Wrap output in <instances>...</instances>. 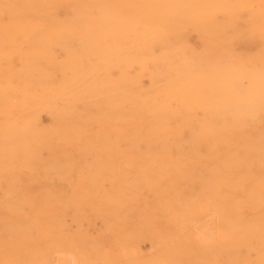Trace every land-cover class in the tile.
Segmentation results:
<instances>
[{
	"label": "bare ground",
	"instance_id": "obj_1",
	"mask_svg": "<svg viewBox=\"0 0 264 264\" xmlns=\"http://www.w3.org/2000/svg\"><path fill=\"white\" fill-rule=\"evenodd\" d=\"M0 1V50L30 35L28 57L41 50L48 62L36 92L20 82L24 93H10L0 79V97L10 101L0 107L13 108L0 121L20 122L21 97L31 115L25 135H0V155L27 150L28 134L44 141L34 179L48 193L41 206L14 201L27 222L0 224V264H52L65 208L51 196L52 179L76 168L120 176L117 162L137 163L129 171L138 180L123 192L158 201L143 203L134 237L154 245L151 264H264V0ZM30 6L43 8L49 24L21 23ZM6 173L1 166L0 202L23 197ZM109 204L118 225L101 233L113 254L90 239L91 256L74 252L87 264H135L133 236L121 229L124 204L117 196Z\"/></svg>",
	"mask_w": 264,
	"mask_h": 264
},
{
	"label": "rangeland",
	"instance_id": "obj_2",
	"mask_svg": "<svg viewBox=\"0 0 264 264\" xmlns=\"http://www.w3.org/2000/svg\"><path fill=\"white\" fill-rule=\"evenodd\" d=\"M29 1L31 2L33 0ZM30 2L28 4H30ZM5 4L7 5V2L0 1V11H7V6ZM31 10L30 6L28 11H23L26 17L21 19V23H34L43 26L49 24L43 8L34 10L33 7V10ZM34 12H37V17L30 16ZM10 21L11 18L6 17V22ZM30 42L31 36L25 35L23 42L14 43V47L10 49L4 48L0 50V54H3V57L1 56L0 58V62L2 63H0V73H3V75L0 76V79L10 81L8 82L10 84L5 83L8 86L10 93H24V90L19 87L21 85L20 82L23 83L24 87L31 88L33 92H36L35 90L44 85L47 78V58L41 50L36 51L34 54L36 57L34 55L28 57L26 50L27 45L30 44ZM5 52H7V54L10 53V55L8 54L7 56ZM25 63L27 64L28 69H26V66H23ZM22 71L24 72L22 73ZM15 72L16 74H13ZM55 73L56 75H59L58 70H55ZM9 102L10 101L7 100V98L0 97V105ZM16 102L17 108L14 109H16V113L21 115V120L18 124H14L11 120L4 118L0 121V135L14 128H17L20 134L25 135L27 133V129L29 128L28 117L31 118L28 110L29 107L27 106L24 97H21ZM11 109L13 108L0 107V111L2 112H8ZM47 120V117L43 118V122L46 124L48 123ZM27 136V143L29 144L27 150L23 151V147H20L16 151L10 146L8 156L3 157L0 155V167L4 165L7 168L5 182L11 185L14 181H17L20 185V192L23 193V197L21 198L11 199L10 197H7L0 202V224H18L19 222H27L22 221L17 217L15 211L17 205L14 201L22 205L32 201L35 202L37 206H41L45 204V200L48 198V193L44 192L45 188L42 184L43 180L34 179L37 174V169H41L44 163V141H36L34 138L36 135L31 136L28 134ZM13 157H15L16 163L17 159L21 161L19 166L14 163ZM25 160L28 162H25ZM74 164L75 167H79L77 165H82V163ZM84 164L93 169L97 168L98 165H102L98 161H90ZM109 164L111 163H106V165ZM116 165L122 166V171H124L122 175L116 177H113L106 172H102V174L98 175H91L88 170H79L76 168L72 171H68L61 177L54 178L55 180L52 179L55 188L51 189V196L58 195L65 202L64 215H62L60 219L61 229H59L58 234L60 242L55 245L53 256L51 258L52 264H87V259L78 256L74 251L81 250L86 253L87 256H91L93 243H91L90 240H98L102 244L99 245L100 247L102 246L105 250L110 251L109 254H113L110 250V242L107 236L101 233L106 226L114 227L118 225L117 221L111 216V210L109 209V203L112 198L117 196L123 202V210L120 211L122 216L120 221H122L123 225V228L121 227V229H124L125 234L129 237L133 236V238L140 232V223L142 222L140 214L144 207L143 203H147L149 206L158 205V201H156L155 198H147L142 193L135 192L134 196L133 194H129V192H123L127 187L135 185L138 180V177L134 176L129 171V169L137 167V163L117 162L115 165L112 164L111 166ZM16 168L17 170H15ZM148 178L153 180L154 177L150 174ZM159 181L163 182L162 180ZM90 189H96L98 193L93 194ZM118 189L121 190L119 193L113 192ZM79 206L86 208L84 213L80 214L79 211H77ZM49 215L58 216V212L51 209L48 212V216ZM164 222L165 220L163 218L158 217L154 223L156 227L155 229L157 231H163L165 226ZM78 235H80V237H78ZM13 237L19 238L21 236ZM81 237L86 238V242L81 241ZM133 238L131 237V240L127 243V246L132 252L129 253V257H133L131 256L132 254H138V258L134 259L133 263L151 264L152 256L155 253L154 245L149 241H140L139 239L137 240V237ZM95 264L107 263L98 259Z\"/></svg>",
	"mask_w": 264,
	"mask_h": 264
}]
</instances>
